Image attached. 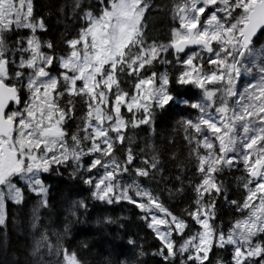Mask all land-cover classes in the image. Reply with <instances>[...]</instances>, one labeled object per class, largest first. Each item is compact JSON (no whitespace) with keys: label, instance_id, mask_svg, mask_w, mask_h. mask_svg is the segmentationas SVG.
<instances>
[{"label":"snow or ice","instance_id":"obj_1","mask_svg":"<svg viewBox=\"0 0 264 264\" xmlns=\"http://www.w3.org/2000/svg\"><path fill=\"white\" fill-rule=\"evenodd\" d=\"M117 205L103 264H264V0H0V264H89Z\"/></svg>","mask_w":264,"mask_h":264},{"label":"trees","instance_id":"obj_2","mask_svg":"<svg viewBox=\"0 0 264 264\" xmlns=\"http://www.w3.org/2000/svg\"><path fill=\"white\" fill-rule=\"evenodd\" d=\"M57 2H59V0H35L36 11L38 14H46L49 11V8ZM50 23H54V18L50 21ZM154 23L156 29L158 30L157 34H159L160 30L166 31V21H162L157 18ZM59 31H62V29L56 28L53 31V35L57 36V38ZM172 125H174V121H169L167 117L158 122V131L161 135L155 138V142L157 144H164L165 146H168L167 140L163 139V137H167L170 133H172ZM144 135L145 133H140V136ZM168 150L171 151L173 149L169 146ZM176 150H179L182 154H184L183 144L179 138H177ZM169 167H171V165H169ZM189 175H191V173H189ZM130 209L131 206L129 205L110 206L107 213L115 217L129 218L126 220V229L120 228L115 224L107 226L98 224L97 219L99 214L96 210H93L89 213L86 220L85 218H82L85 222L77 226L76 238L72 241V247L78 248L82 241H87L91 251L81 252V255L89 261V264H103V262L107 259H122L123 256L121 254H127L130 256L131 253L129 251V246L127 245V239L129 236L136 237L138 235L140 237H144L148 233V230L140 224V222L136 219L134 212ZM223 211L225 214L224 220L228 221L231 219L232 210L228 206H225ZM10 240L13 249H22L25 244L23 239H18L14 230L11 233ZM148 241L151 243L150 234H148ZM13 258H15V254L13 255ZM23 258V256H20V259ZM149 264H152V262L149 261Z\"/></svg>","mask_w":264,"mask_h":264}]
</instances>
